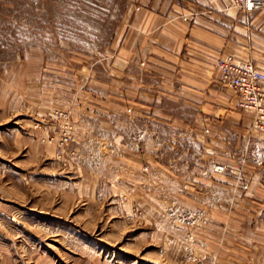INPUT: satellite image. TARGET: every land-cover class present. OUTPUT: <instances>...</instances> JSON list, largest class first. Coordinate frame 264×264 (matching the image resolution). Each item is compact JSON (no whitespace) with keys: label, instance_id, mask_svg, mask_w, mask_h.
<instances>
[{"label":"crops","instance_id":"obj_1","mask_svg":"<svg viewBox=\"0 0 264 264\" xmlns=\"http://www.w3.org/2000/svg\"><path fill=\"white\" fill-rule=\"evenodd\" d=\"M226 54L250 59L264 72V0L249 13L232 0H131L111 44L106 96L76 88L66 104L78 140L94 137L100 124L112 133L111 146L126 152L121 141L134 118L193 123L195 128L184 130L192 133V143L182 146L180 135L172 138L170 158L163 160L159 132L147 131L140 136V151L131 150L140 159L122 157L126 162L107 183L100 176L86 183L91 188L87 200L98 196L119 203L110 209L115 216L137 203L146 212L140 238L169 251L174 264H264V133L250 130L251 112L239 113L243 131H251L242 159L248 189L233 188L234 170L229 176L214 171L229 160L228 90L213 66ZM35 59L29 51L33 77ZM153 73L154 81L148 79ZM166 91L173 100L182 96L191 112H160Z\"/></svg>","mask_w":264,"mask_h":264},{"label":"rangeland","instance_id":"obj_2","mask_svg":"<svg viewBox=\"0 0 264 264\" xmlns=\"http://www.w3.org/2000/svg\"><path fill=\"white\" fill-rule=\"evenodd\" d=\"M130 1L0 0V264H174L169 251L140 238L146 212L137 203L115 216L110 209L119 203L98 196L87 200L91 188L86 183L98 176L107 183L126 162L122 157H136L131 150L140 151V136L147 131L159 132L163 160L170 158L172 138L180 135L182 146L192 143V133L184 130L195 128L193 123L188 127L166 119L150 124L134 118L121 141L126 152L111 146L112 133L100 124L94 137L78 140L66 106L78 91L94 88L106 96L111 44ZM29 51L36 55L34 77ZM156 78L153 73L148 79ZM226 89L229 160L224 171L215 173L229 176L234 170L233 188L246 191L242 159L251 131H243L239 113L251 112L254 120L255 112L240 109L236 92ZM166 93L160 112H191L180 96L173 100ZM56 111L66 112L72 126L63 146ZM253 120L250 130L255 131ZM111 149L115 153L109 154Z\"/></svg>","mask_w":264,"mask_h":264},{"label":"built area","instance_id":"obj_3","mask_svg":"<svg viewBox=\"0 0 264 264\" xmlns=\"http://www.w3.org/2000/svg\"><path fill=\"white\" fill-rule=\"evenodd\" d=\"M233 5L249 12L263 4L262 0H233ZM213 66L218 72L220 83L231 87L236 92L238 107L251 109L255 112L254 128L258 132L264 133V72L257 68L251 60L239 61L232 55L217 57ZM55 114L62 123L61 138L58 144L63 146L69 138L72 126L66 112L56 111ZM214 171L221 173L224 171V166L216 165Z\"/></svg>","mask_w":264,"mask_h":264}]
</instances>
